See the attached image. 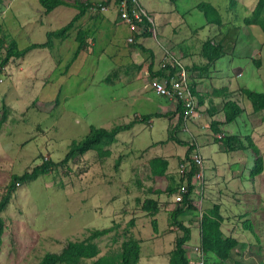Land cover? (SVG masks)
Listing matches in <instances>:
<instances>
[{
	"label": "rangeland",
	"instance_id": "374dc122",
	"mask_svg": "<svg viewBox=\"0 0 264 264\" xmlns=\"http://www.w3.org/2000/svg\"><path fill=\"white\" fill-rule=\"evenodd\" d=\"M108 1L101 2L108 5ZM139 1L146 13L153 18L150 35L146 41L147 47L158 52L160 47L166 46L170 40L181 45L182 56L176 57V62L187 70L188 75L196 73L195 77L189 75V80L199 96H204V92H211L204 97L209 100L216 95H227L231 93L228 91L232 85L244 84L248 89L257 92L263 90L262 83L254 84L249 76L251 73H259L263 78L264 51L259 58L255 52L251 53L254 61L246 56L249 55L247 53H250L255 40L259 38L258 35L261 36L259 29L253 30L256 35L252 40H248L247 34L237 35L236 44L228 50L229 53L219 58V72L213 77L215 65L205 68V63L200 57L201 43L215 34L205 26L203 15L196 9L197 2L206 0ZM212 1L224 20L236 24L242 15H249L255 3V0H238L239 6L235 5L233 10H229L230 0ZM64 10L66 9L59 7L48 17L26 12L21 28L9 18L5 19V23L21 48L33 42H43L44 29H55L68 21L69 13L60 15ZM99 13L98 18L104 16L112 25L111 28L110 24L105 25L107 32L105 31L104 36L109 32L113 33L114 43L126 49L129 46L126 41L129 35L126 26L113 25L114 11L109 8ZM35 20L42 21L45 28H30L29 24H34ZM0 24L4 25L1 17ZM203 25L204 27H201ZM239 31L242 32L241 29ZM163 40L164 42L158 45L159 41ZM259 41L261 42V39ZM56 42L54 40V52L58 49ZM48 52L47 49L30 50L20 59H10L0 69V114L3 103L8 107L6 120L0 127V197L6 191L11 174L30 170L42 160L58 163L68 145L72 141L82 139L92 127L110 129L115 124L129 121L137 114L155 110L154 99H157L158 95L147 89L144 94L146 97L142 100V96H137L135 92V86L140 85L139 82L122 81L127 77V51L97 43L94 49L86 53L85 58L77 59L76 62H81L82 71L78 76H69L66 79L67 84L61 83L60 79L66 78L63 75L68 71L70 64L76 63L73 62L72 54L64 55L61 52L56 60L52 59ZM3 55L4 51L0 49V61ZM235 61L240 69L233 66ZM57 62L59 65L56 64V69L52 70ZM252 63L261 65L260 69L255 70ZM193 65L198 69L193 68ZM116 75L120 76L119 80H116ZM106 76L109 77L108 80L105 79ZM194 84L198 85V92ZM59 85L60 92L57 94ZM240 105L248 112L251 111L245 98L240 100ZM200 116L205 125L200 123L199 128H195V138L190 132L182 131L179 134L180 125L172 129V124L166 118L151 117L150 126L143 121L128 130L118 132L115 141L107 147L108 156L100 158L94 150H89L65 164L51 167L35 179L16 185L7 207L1 213L4 230L0 264H35L45 252L57 251L64 240H80L87 234L88 229L104 227H111L112 230L98 240L100 253L131 235L140 241L139 264H145L148 260L154 261L155 264H167L177 234V230L169 225L170 211L176 202L174 205L169 203L171 207L168 211L161 206L160 226L153 231L150 216L140 215L141 200L151 188L163 190L168 186H175L173 188L177 190V166L182 159L187 158H184L185 153L175 159L168 157V173L156 178L149 176L147 163L154 156H164L165 150L178 155H181L184 149L186 152V144L166 140L170 132L175 133L178 139L187 144L192 136L194 144L197 143L200 153L206 158L207 165H215L219 190L223 192L226 183L221 181V176L227 174V167L237 166L235 154H240L239 150L223 151L214 140L218 133L212 131L206 114L199 111L195 119L198 120ZM244 118L245 114L240 121L237 119L241 126ZM187 126L190 129L192 125L187 123ZM216 127L220 130L219 126ZM238 130L244 131L243 127L237 126L234 132L237 133ZM207 142L211 145L209 153L208 148H205ZM152 143L155 145L150 147ZM193 182L191 200L198 198L200 190V183ZM230 186L228 183L229 189H232ZM212 190L216 193L214 188ZM262 196L264 200V194ZM255 198L258 197L253 200H257ZM220 201L223 202V199ZM224 201L222 207L225 211L235 210V207L231 206V200ZM162 202L165 201L159 203ZM202 207L201 205V210ZM224 210L222 209L223 214ZM239 211L242 210L236 209L237 213ZM187 213H193L196 217L197 210L192 207ZM131 216L135 218L133 225L129 224ZM240 220L242 219L238 217L234 222L239 224ZM191 222L194 230L197 229V219L192 218ZM112 237H115L116 241H112ZM249 238L248 236L247 240ZM241 256L245 264L259 262L258 258H247L244 252ZM207 263L234 264L231 260L221 262L214 257L207 258Z\"/></svg>",
	"mask_w": 264,
	"mask_h": 264
},
{
	"label": "trees",
	"instance_id": "16d2710c",
	"mask_svg": "<svg viewBox=\"0 0 264 264\" xmlns=\"http://www.w3.org/2000/svg\"><path fill=\"white\" fill-rule=\"evenodd\" d=\"M38 3L44 14H47L56 6L66 5V2L63 0H38ZM234 5L235 0H230L229 10H232ZM76 7L79 10L78 13L59 28L46 31L45 40L41 43H30L27 46L18 49L16 42L12 38H9V36L5 34L0 35V49L4 51V55L0 61V69L10 59L21 58L28 51L35 48H51L53 39H64L74 22L83 13L84 9L87 8L84 4H78ZM196 9L203 15L206 24L221 25L220 15L211 3L207 1H199L196 4ZM142 25H144L146 29L151 26V24L146 20L142 22ZM249 25H256L260 32L264 35V0H256L249 15L245 16L241 22L238 24H223L221 28L218 29L216 35L205 39L201 43L200 57L205 60L204 67L208 68V63H212L219 57L228 54V50L236 44L239 28L241 26ZM146 33L149 34V32ZM77 35V47L72 54V59L75 58L80 51L86 50L87 48L85 33L79 30ZM139 48L143 52L146 51V49L141 45ZM148 53L150 52L148 51ZM148 68L151 70V61H149ZM179 68L180 66L175 61H172L171 63L166 62L160 65L159 69L154 73L152 72L151 75L155 78L169 77L177 73ZM193 68L198 67L193 65ZM105 79L108 80L109 77L106 76ZM190 85L193 86L192 83ZM239 91L250 104L252 114L264 110V92H257L247 88H241ZM191 93L193 95L197 94L193 87H191ZM7 111L8 107L3 103L0 114V127L6 120ZM221 111L223 117L221 123L225 124L235 121L243 112V108L240 107L236 101L228 99L223 102ZM176 112L179 113V116L175 119L174 123H172V129L177 128L181 123L180 116L183 113V107L181 106L180 101H177L176 108L172 112V115ZM151 116L158 117L161 116V114L135 116L127 122L115 124L110 129L92 127L82 139L72 141L68 145L63 158L58 163H53L49 160H42L39 165L34 166L30 170L23 171L20 174H11L6 191L0 197V246L4 230V221L1 213L7 207L10 197L16 189L17 184L35 179L38 175L50 170L51 167L65 164L68 160L73 159L78 155H82L89 150H94L100 158L108 156L109 150L107 147L115 141L118 132L128 130L136 123L148 120ZM210 123L214 133L222 132V136L214 137V140L220 144L223 151L231 152L236 150H247L251 153L253 157V166L249 172V176L251 178L262 171L261 153L249 136L240 137L238 135L225 134V132L216 127L218 126V122L211 121ZM166 140L174 141L179 144H186L187 150L184 158L188 157L190 150L192 149L190 143L187 144V142L178 139L173 132L168 134ZM167 166L168 162L159 156L151 158L147 163L148 172L152 177L165 175ZM177 175L179 176V186L182 183L185 184L187 191L181 196L180 201L176 203L170 211L171 220L169 225L175 226L176 229H178V234L174 239L173 248L170 251L167 264H188L183 245L190 240L191 231L189 226L185 225L178 219V216L184 214L193 207L191 204V194L194 189V182L191 179V172L187 173L185 176H181L179 174ZM173 187L175 186H168L163 190L151 188L148 189L146 193H151L153 195H159L162 193L171 195L176 193L178 190ZM158 208L159 205L156 200L146 197L142 198L140 209L152 217L150 225L152 226L153 231H156V221L153 219V216L158 211ZM221 222L222 218L219 213L218 204H212L210 208L205 211L203 210L201 219L198 221L199 243L202 250L206 254L205 264H208L207 258L209 257H214L221 262L231 260L234 264H245L244 258L241 256L245 250V243L239 242V240L232 235H225L220 229ZM129 224L133 225V220H130ZM242 224L251 233H253L249 222H242ZM111 230V227L88 229L84 238L80 240H64L61 247L57 251L45 252L35 264H137L139 260L140 241L131 235L122 239L116 245L109 247L104 253H100L98 240L101 239V237L108 235ZM112 241H116L115 237H112ZM259 264H264V260H262Z\"/></svg>",
	"mask_w": 264,
	"mask_h": 264
},
{
	"label": "crops",
	"instance_id": "0c3cea01",
	"mask_svg": "<svg viewBox=\"0 0 264 264\" xmlns=\"http://www.w3.org/2000/svg\"><path fill=\"white\" fill-rule=\"evenodd\" d=\"M63 1L66 2V5L56 6L51 11H49L47 14H43L42 9L38 3V0H0V17L2 19V22L4 23V25L0 24V28H1L0 35L5 34V35L9 36V38H12L16 42V39H14V37L12 36L13 35L12 31L9 30L8 26L5 23L6 18H9L10 20H12L13 22L16 23L18 28H21L22 23H23L22 18L25 17L24 13H26V12H35L40 17H41V15H43L44 17H48L50 14H53L56 9H58L59 7H63L66 10H64L65 12L60 13V15L65 16L67 13H69L70 19H71L79 11L78 8L76 7L78 4H82V5L84 4L85 5V4L107 1V0H63ZM206 1L211 3L217 9L215 3L212 0H206ZM235 5L239 6L238 0H235ZM106 6H107V9L109 8L112 11H114V19L115 20H114L113 25L114 24L125 25L128 32H129V35L127 36V38L132 37V41L128 42L129 46L126 49L121 48L117 44L114 43L113 33H110L109 30H108L109 34L104 36L105 31L107 32V27H105V25H109L110 21L108 19L104 18V16H101L100 18H98L100 13L91 12L88 8L84 9L83 13L74 22L73 26L68 31L67 36L64 39H53L51 48H35V49H47L49 51L48 53L51 54L52 59L56 58V60L59 59L61 52L64 55H66V53L67 54H73L75 48L77 47V42H76V37L78 36L77 33L79 30H81L85 33V42L87 44V48H86V50L80 51L78 53V55L74 58V61L72 60L73 62H76L79 57L85 58L86 53L90 52L91 49H94V47L97 46V43L110 45L113 48H115L116 50H120V51L125 50V51H127V56L129 58L128 64H127L128 70H127V77L124 78L122 81L124 83L139 82L140 85L135 86V92H136L137 96L138 95L142 96V100H143L144 97H146L144 94L147 92V89L152 91L151 81L155 77H152L151 73L152 72L154 73L156 70L159 69L160 65H162L166 62L170 63L172 60H174L175 62L178 61L176 59V57L179 58L182 56V54H181L182 48L180 47L181 45L177 44V42H172L170 40V42H168V44L166 46H161V47L158 46V48L160 47V49H161L160 51L158 50V52L150 49L146 45V41L150 35V33L149 34L146 33V32H150V30H148V28L146 29V27H144V25H142L137 30H131L126 24H124L118 20L116 13H115V8H114V0H109L108 5H106ZM217 11H218V9H217ZM218 13L220 15L221 25L205 24V26L209 30L215 32V34H217L218 29L221 28V26L223 24H236L235 22L230 23L229 20H224L220 11H218ZM148 16L153 21V18L149 13H148ZM244 17L245 16L242 15L239 22H241V20ZM68 21L64 22V24H66ZM152 21H151V24H152ZM35 26H39L42 30L45 28V27H43V22L39 21V20H35L34 24H31V23L29 24V27L32 29ZM111 27H112V25L110 24V28ZM201 27H204V25ZM197 28L200 29V27H198V26H197ZM55 29H57V28H55ZM55 29L50 28V29H44V30L46 32V31L55 30ZM240 29L242 30L241 33L239 31ZM240 29L238 30L239 35L242 33L247 34L248 40H252V39H255L254 35H256L253 32V30L259 29V28L256 25H249V26H241ZM195 30L197 31V29H195ZM258 37L259 38L257 40H255V42L253 43V47L249 51L250 53H247L249 55H246L247 57L249 56L248 58L252 59L251 53H253V52H255V54H257V56L259 58L261 53L264 51V35L261 33V36L258 35ZM127 38H126V40H127ZM207 38H209V37H207ZM260 39H261V42L259 41ZM54 40L57 41L56 43L58 46V49L55 52L53 51L54 50ZM163 42H164V40L159 41L158 45H160ZM33 43H41V42H33ZM16 45H17V42H16ZM140 45L146 49V51H145L146 53H148V51L150 52V53H148L149 56L145 52L140 50V48H139ZM17 47H18V45H17ZM21 48H23V47H21ZM21 48L18 47V49H21ZM167 53H169V56H167ZM173 57H175V58H173ZM166 58L168 59V61L166 60ZM219 58L216 59L214 62L207 64V67L215 65V69L213 70V75H212L213 77H215V75L219 72V66L217 65ZM17 59H20V58H17ZM17 59H15V60H17ZM202 60L205 63V60L204 59H202ZM149 61H151V70L148 68ZM161 61H162V63H161ZM252 61H253V59H252ZM56 64L59 65L58 62L54 63V67L52 68V70L56 69ZM64 65H66V61L64 62ZM252 65L255 68V70H259L261 67V65H258V66L255 65V63H252ZM233 66H236V68L240 69L238 62H236V61L233 63ZM81 67H82L81 62H76L75 64L71 63L68 71L63 75L66 78L60 79L61 83L67 84L66 79H68L69 76H71V75L72 76H78V74L81 73V71H82ZM189 75H190V77H195L196 73L195 74H189ZM119 77H120L119 75H118V77L116 75V78H117L116 80H119ZM249 78L254 84L262 83L261 85L263 86V90L260 92H264V80H263L264 76L262 78V75H260L259 73H251ZM210 80H212V79H210ZM194 86L196 88V91L198 92L199 91L197 88L198 85L194 84ZM59 88H60V85L57 88V94H59L58 91L60 92ZM241 88H247V87L244 84L243 85H234V86L232 85L231 90L228 91V93L231 92L230 94H227V95L224 94V95H220V96L216 95L212 99L209 98V100L205 99L204 97L206 94H211V92L210 93L204 92V96L203 95L199 96V94L197 93L195 95L196 101H197V111L198 112L200 111L201 114L203 111V113L206 114V116H207V120L209 119V122H211V121L218 122V126H219L220 130L224 131L225 134L238 135V136H249L250 139L252 140V142L257 146V148L259 149V151L261 153L262 171L259 174L255 175L254 177L251 178L249 176V172H250V169L252 168V165H253V157L249 151L239 150L240 154H235V163L237 164V166H234V168H232L230 166L227 167V169H226L227 174H224L221 176V181L226 183L224 188H223V192H221L219 190L218 179L216 178V168L214 167L215 165L213 164V167L207 165V163L205 162L206 158L203 155L202 156L203 160H204L203 161V163H204L203 178H202L201 182H197V183H200L199 186L202 187V193L200 194V196L202 198L201 199V205L203 206L202 211L203 210L205 211L208 208H210L212 206V204H218L219 205V213H220L221 218H222V222L220 225L221 231L225 235H232L237 240H239V242L245 243V250L243 251L244 254H246L247 258H252L253 260H257V258H258L259 262L257 264H259V263H261L262 260H264V236H261L262 234H264V202H262V201H264L263 196H262L264 194V110H262L258 113L252 114V111L248 112V110L246 108L242 107L240 105V100L242 98L244 99V97L239 91ZM214 90H216V89H214ZM238 91H239V93H238ZM228 99H232L234 101L236 100L237 104L243 108V112L237 118L240 121L242 115L243 114L246 115V118H244V121L242 122L243 123L242 126L240 125L239 121L237 122V119L231 123H225V124L221 123L222 118H223L221 107H222L223 102H225ZM154 100H155L154 101L155 110L153 112L137 114L135 116H141V115H146V114H148V115L161 114V116H158V117H155V116H151V117L152 118H154V117L155 118H159V117L166 118L168 122L170 121V124L174 123V121L171 119V116H172V112L176 108V102L174 100H171V99L166 98V97H161V96H158V98L154 99ZM249 109H251V107ZM151 117L148 120L144 121V122L148 123L149 126L151 124V119H152ZM189 123L192 126L188 130H189L190 134L193 136V138H195V133H194L196 131L195 128L198 129L200 126V123H202L203 125H205V123L203 122V118L201 116L199 117L198 120L193 119V120L189 121L188 124ZM230 125H233V126L230 127ZM237 126L239 128L243 127L244 131L238 130L237 133H235L234 129H236ZM178 133L179 134L182 133L181 128H179ZM192 136H190L188 144L190 142H194L192 140ZM204 141L206 142V140H204ZM195 143H196V141H195ZM209 143L210 142L205 143V148L207 147L209 150L208 153L211 152V148H210L211 145ZM153 144L155 145V143H152V144H150V147ZM217 144H218V146H220V144L218 142H217ZM196 145H197V143H196ZM197 148H198V146H197ZM164 152H165L164 156H161V157L168 162V166H169L168 157H170L171 159H173V158L175 159L178 156L181 157L185 153V149L181 155H178L177 153L169 152L167 150H165ZM231 152H235V151H231ZM154 157H156V156H154ZM168 166H167V170H168ZM167 170H166L165 174L168 173ZM149 176L151 177L150 173H149ZM156 177L157 176H154V178H156ZM228 183L231 185L230 187H232V189H229ZM212 188H214L216 190V193H215V191L212 190ZM210 193H212L214 196L212 194L210 196ZM175 194L176 193L171 194V195H165V197L162 196L163 193L159 194V195H157V194L153 195L151 193L147 194L146 198H151V199L156 200L158 202V205H159L158 211L153 216V219H155V221H156V229L158 228V226H160L159 214H160L161 206L165 211H168L169 208L171 207V204L174 205L173 201L175 199V196H174ZM256 196L258 198H255V199H257L258 201L253 200L254 197H256ZM221 198L223 199V202L220 201ZM224 199L227 202L230 200L232 201L231 206L235 207L234 211H231V209H229V211L224 210V207H222L223 203L225 202ZM160 201H165V202H162V203H164V204H162V203H159ZM170 202H171V204H169ZM222 209L224 210V214L222 213ZM236 209H239L242 211H239L237 213ZM193 213L189 214V213L185 212L184 214H181L178 216L179 220H181L185 225L190 227L191 236H190V240L187 242L190 245H195V244L199 243L198 226H197V229H195V230L192 227V224H193V222H191L192 218L193 219L196 218L195 214H193ZM145 214H146L145 212L141 211L140 215H145ZM232 216H234V217L232 218ZM238 217L242 219V220H240L241 222H239V224H238V222H234V220ZM149 218H152V217H149ZM130 220H133V222L135 223L134 216H131ZM242 222H245V223L249 222L254 234L251 233L247 228H245L244 225L242 224ZM167 225H168V223H167ZM171 227H174L176 229L175 226H171ZM176 230H177V234H178V229H176ZM248 236L250 238L247 240ZM1 245H2V243H1ZM0 248H1V246H0ZM244 257H245V255H244ZM259 258H261L262 260H260ZM137 264H139V260H138ZM145 264H155V262L148 260Z\"/></svg>",
	"mask_w": 264,
	"mask_h": 264
},
{
	"label": "built area",
	"instance_id": "2783aa9c",
	"mask_svg": "<svg viewBox=\"0 0 264 264\" xmlns=\"http://www.w3.org/2000/svg\"><path fill=\"white\" fill-rule=\"evenodd\" d=\"M87 8L94 13H99L105 11L107 6L101 2H94L90 4H85ZM115 13L118 20L126 24L131 30H137L142 26V22L146 20L151 24V19L149 18L146 10L142 6L139 0H114ZM149 30L151 28H148ZM127 42L132 41V37H128ZM167 60V58H166ZM168 61V60H167ZM171 63V62H170ZM180 68L177 73L169 77H159L154 78L151 81L152 91L161 97H166L171 100L181 102L183 107V113L181 114L180 128L184 132H188L187 123L198 117L197 112V101L195 95L191 93V85L187 70L179 65ZM179 116L176 112L171 116V119L175 121ZM222 134H216V137H221ZM190 145L194 148L192 152L188 155L187 159H182L177 166V174L185 176L187 173L191 172L192 181L201 182L203 178L204 163L203 157L200 154L197 145L194 142H190ZM18 185V184H17ZM199 195L195 200H191V204L197 210L196 219L197 222L201 219V196L202 187H199ZM185 184H181L176 191L174 203H178L181 196L186 193ZM185 251V256L188 260V264H205L206 254L202 250L200 243L195 245H190L185 243L183 245Z\"/></svg>",
	"mask_w": 264,
	"mask_h": 264
}]
</instances>
